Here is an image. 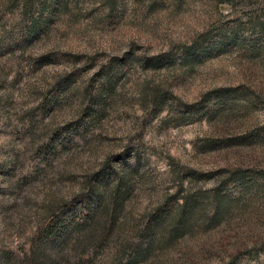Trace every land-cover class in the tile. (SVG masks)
<instances>
[{
    "label": "rangeland",
    "instance_id": "rangeland-1",
    "mask_svg": "<svg viewBox=\"0 0 264 264\" xmlns=\"http://www.w3.org/2000/svg\"><path fill=\"white\" fill-rule=\"evenodd\" d=\"M37 261L264 264V0H0V264Z\"/></svg>",
    "mask_w": 264,
    "mask_h": 264
},
{
    "label": "trees",
    "instance_id": "trees-1",
    "mask_svg": "<svg viewBox=\"0 0 264 264\" xmlns=\"http://www.w3.org/2000/svg\"><path fill=\"white\" fill-rule=\"evenodd\" d=\"M97 198H98V197H97ZM94 200H95V198H94ZM97 200H98V201H97L98 206L96 207V205H94L96 201H95L92 205L95 206L96 210H99V209H101L102 203L100 202V198H98ZM105 214H107V212H105ZM53 231H55L54 228H53V230H51V233H52ZM62 235H64V237H67V238H68V236H70L69 233H68V232L66 233L65 230H63ZM46 258L48 259V261L50 260L51 263L53 262V259H51L50 256H47ZM53 263H54V262H53ZM37 264H42V263H41L40 261H39V262L37 261Z\"/></svg>",
    "mask_w": 264,
    "mask_h": 264
}]
</instances>
